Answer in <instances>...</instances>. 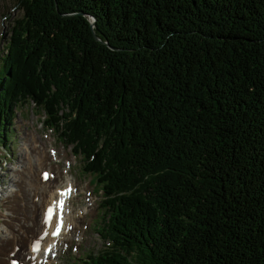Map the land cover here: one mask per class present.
<instances>
[{"label":"trees","instance_id":"16d2710c","mask_svg":"<svg viewBox=\"0 0 264 264\" xmlns=\"http://www.w3.org/2000/svg\"><path fill=\"white\" fill-rule=\"evenodd\" d=\"M14 1L0 147L31 101L96 174L80 264H264V0Z\"/></svg>","mask_w":264,"mask_h":264},{"label":"rangeland","instance_id":"374dc122","mask_svg":"<svg viewBox=\"0 0 264 264\" xmlns=\"http://www.w3.org/2000/svg\"><path fill=\"white\" fill-rule=\"evenodd\" d=\"M22 16L23 12L16 6L14 0H0V53L6 51V43L12 33L11 29L15 19ZM90 19L93 22L91 16ZM33 106L29 101L16 108L12 125L14 141H8L6 147L4 145L0 147V198L4 197L3 204L0 202V226L6 219L12 218V216H8V213L14 209L6 201V195L12 187H17L16 179L18 178H15V171L19 172L17 170L24 168L29 162L30 158L26 159V156H30V149L38 153L35 144L32 145L31 139V135L37 133L39 139L42 140L38 147L45 148L46 153L52 157L49 161L50 165H60L62 170L68 171L77 184V193L74 194L77 196H72L69 203L72 210L71 215L75 214L78 217L80 213H87L81 222L78 223L80 219L71 221L66 232L71 234V239L63 238L56 248L52 249L53 253L45 255L43 262L46 264H80L83 263V259L87 255L99 252L102 248H106L105 244H109L94 229L95 224L101 222L102 212L100 207L102 193L96 185L97 176L83 170V156L74 154L72 146H67L58 133L54 134L43 127V115L39 109H35ZM34 140H38V138ZM36 157L33 156L34 161L37 160ZM35 164L38 165L36 162ZM2 211H5L4 215L1 213ZM58 252L59 255L55 258ZM35 264H39V262Z\"/></svg>","mask_w":264,"mask_h":264},{"label":"bare ground","instance_id":"6f19581e","mask_svg":"<svg viewBox=\"0 0 264 264\" xmlns=\"http://www.w3.org/2000/svg\"><path fill=\"white\" fill-rule=\"evenodd\" d=\"M31 137L32 145L35 144L38 153L30 149V156H26V159L30 158L29 162L24 168L17 170L19 172L15 171V178H18L16 179L17 187H12L6 195V201L14 210L8 213V216H12V218L6 219L4 224L0 226V264H12L13 261L15 264L38 262L45 257V250L48 246L53 245L56 248L63 238L71 239V234L66 233L67 224H71V221L80 218L75 214L71 215L72 210L69 205L77 186L73 177L68 171L62 170L60 165H50L51 155L46 153L45 148L38 147L42 140L39 139L37 133H33ZM37 138L38 140H34ZM34 155L37 156L36 161H34ZM45 172L49 174L47 179ZM1 198L2 201L0 202L3 204L4 197ZM59 198H62L64 202L63 209L67 206L63 212L65 227L60 235L54 237L51 232L55 230L56 219L54 218L48 228L43 222V218L46 207L52 201L57 204ZM71 205L73 208L72 203ZM4 212L1 213L4 215ZM13 213L15 214L12 215ZM45 233L48 234L45 235ZM41 235H44V247L40 251H33V244L41 238ZM7 248L9 249L7 250Z\"/></svg>","mask_w":264,"mask_h":264},{"label":"snow or ice","instance_id":"6c2138e0","mask_svg":"<svg viewBox=\"0 0 264 264\" xmlns=\"http://www.w3.org/2000/svg\"><path fill=\"white\" fill-rule=\"evenodd\" d=\"M45 178H47V177L45 176ZM63 204H64L63 200L59 201V206H60L61 212L63 209ZM54 208H55V204L53 205V207H50L48 209V220H51V215L54 211ZM61 227H62V215H61V219L57 222V224L55 226V230L51 232V235L54 237L58 236L61 232ZM47 234L48 233H45V235H47ZM32 250L33 251H39L40 250V245H39L38 241L33 244ZM12 264H15V261H13Z\"/></svg>","mask_w":264,"mask_h":264},{"label":"water","instance_id":"95a60500","mask_svg":"<svg viewBox=\"0 0 264 264\" xmlns=\"http://www.w3.org/2000/svg\"><path fill=\"white\" fill-rule=\"evenodd\" d=\"M91 17H92V20H93V22H91V23H92V24H91V27H92V29L94 30L95 22H96V18L93 17V16H91ZM94 36H95V38H96L97 40H100V38L96 35L95 31H94ZM103 42L107 43L106 41H103Z\"/></svg>","mask_w":264,"mask_h":264}]
</instances>
